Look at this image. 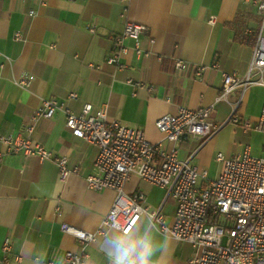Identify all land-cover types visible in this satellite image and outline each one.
<instances>
[{
  "label": "crops",
  "instance_id": "crops-1",
  "mask_svg": "<svg viewBox=\"0 0 264 264\" xmlns=\"http://www.w3.org/2000/svg\"><path fill=\"white\" fill-rule=\"evenodd\" d=\"M43 2L0 0V134L26 137L24 128L45 100H55L74 114L91 104L105 108L109 119L143 130L149 143L162 142L168 153L175 149L179 160L215 178L221 168L216 154L232 155L237 135L245 133L228 122L231 106L216 101L223 74L244 77L248 71L260 29L256 11L241 0ZM30 11L35 15L30 16ZM211 17L216 18L213 25L208 22ZM126 21L147 28L140 46L149 56L138 58L133 41L127 40L130 50L121 59L125 69L116 71L105 63L113 49L109 37L121 33ZM93 22L96 28L91 34L88 27ZM16 32L22 40H15ZM177 59L183 61L180 72L175 70ZM196 66L204 67L201 77L195 75ZM28 76L33 77L30 86H18ZM129 79L144 85L134 86L127 83ZM256 88L263 91L252 87L245 93L238 113L242 120L260 114L264 91L257 112L246 115ZM239 92L233 93L230 102L235 103ZM71 93L77 99L70 100ZM210 105H215L212 121L221 128L209 139L173 145L155 127L157 119L174 115L180 108ZM31 138L54 156L65 157L67 168L77 171L60 180L53 160L40 161L20 153L3 157L0 264H62L66 252L80 249L74 238L63 233V224L88 233L100 231L85 247L83 264H187L194 256L190 244L162 235L147 216L139 219L129 235L104 226L115 192L88 189L86 177L93 172L97 149L72 136L64 113L38 120ZM0 152H5L1 142ZM125 190L127 194L143 192L147 206L160 209L169 226L174 223L176 204L165 200L163 189L133 177Z\"/></svg>",
  "mask_w": 264,
  "mask_h": 264
},
{
  "label": "built area",
  "instance_id": "built-area-1",
  "mask_svg": "<svg viewBox=\"0 0 264 264\" xmlns=\"http://www.w3.org/2000/svg\"><path fill=\"white\" fill-rule=\"evenodd\" d=\"M35 1L44 4L43 0ZM241 3L259 15L260 29L246 75L223 74L216 102L225 101L231 106L228 122L240 126L245 133L264 134V96L256 118L242 120L238 114L250 88L261 87L264 91V0H241ZM29 15L34 16L35 12L30 11ZM208 22L213 25L216 18L211 17ZM95 28L96 23L93 22L88 31L94 34ZM146 31L143 24L126 21L121 33L109 37L113 49L105 63L116 71L125 69L121 59L130 50L125 45L127 40L133 41V51L138 58H147L149 52L140 46V38ZM14 38L17 41L23 39L19 32L14 34ZM182 68L183 61L175 60V70L180 72ZM194 69L195 75L201 77L204 67L196 66ZM32 80V76L25 77L18 86L26 89ZM127 83L144 85L132 79ZM237 90L240 91L239 97L232 103L230 97ZM69 99L75 100L77 95L71 93ZM214 106L196 110L180 108L174 115H163L157 119L155 127L164 140L173 145L187 139H209L221 128L211 118ZM57 112L64 113L66 127L73 137L97 149L93 172L86 177L88 189L115 192L113 205L104 218L105 227L129 235L139 219L147 216L152 226L158 225L162 235L190 244L195 249L187 264H264V159L251 156L249 146L238 155L217 153L215 161L221 167L220 172L209 179L206 170L191 165L189 161L179 160L175 149L168 153L162 142L149 143L143 130L109 119L105 108L84 104L81 112L74 114L55 100H45L31 118V124L24 128L26 137L0 134V142L5 146V152H0V162L6 154L20 153L40 161L53 160L59 169L60 180L76 172L77 169L70 171L67 168L65 157L54 156L31 138L35 123L40 119H51ZM133 177L163 189L165 200L175 202V219L171 226L166 223L160 209L152 210L147 206L143 192L126 193V186ZM61 229L80 247L77 252H66L62 264H83L87 256L85 247L97 239L100 231L88 233L67 224H63ZM5 246L8 249V242Z\"/></svg>",
  "mask_w": 264,
  "mask_h": 264
},
{
  "label": "rangeland",
  "instance_id": "rangeland-1",
  "mask_svg": "<svg viewBox=\"0 0 264 264\" xmlns=\"http://www.w3.org/2000/svg\"><path fill=\"white\" fill-rule=\"evenodd\" d=\"M260 90H261L260 88L254 89L253 91L254 95L252 97V102L248 106V108H246L247 116L252 117L253 115L251 114L257 112L258 105H259L258 101H259L260 92H262L263 94V91H260ZM234 142L235 144L231 150L232 155L224 154V156H233V155L242 154L244 150L246 149V147L249 146L251 156L255 158L264 159V134L263 133H252V132L239 133ZM213 165L215 166L214 162H213ZM165 211H167V208L165 209Z\"/></svg>",
  "mask_w": 264,
  "mask_h": 264
},
{
  "label": "trees",
  "instance_id": "trees-1",
  "mask_svg": "<svg viewBox=\"0 0 264 264\" xmlns=\"http://www.w3.org/2000/svg\"><path fill=\"white\" fill-rule=\"evenodd\" d=\"M244 28V27H243ZM250 41V40H249Z\"/></svg>",
  "mask_w": 264,
  "mask_h": 264
}]
</instances>
